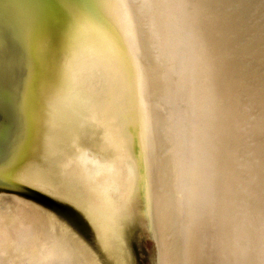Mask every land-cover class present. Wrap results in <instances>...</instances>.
<instances>
[{
	"label": "bare ground",
	"instance_id": "bare-ground-1",
	"mask_svg": "<svg viewBox=\"0 0 264 264\" xmlns=\"http://www.w3.org/2000/svg\"><path fill=\"white\" fill-rule=\"evenodd\" d=\"M89 2L15 173L46 201L0 193V264H134L136 215L160 264H264V0Z\"/></svg>",
	"mask_w": 264,
	"mask_h": 264
},
{
	"label": "water",
	"instance_id": "water-1",
	"mask_svg": "<svg viewBox=\"0 0 264 264\" xmlns=\"http://www.w3.org/2000/svg\"><path fill=\"white\" fill-rule=\"evenodd\" d=\"M87 6L89 0H0V193L19 203L31 205L25 199L32 198L46 201L34 187L17 180L15 173L29 154L24 151L37 124L38 103L55 91L58 63L68 55L60 44L68 45L74 31L66 33V25L69 29L81 22V9ZM69 8L71 14L66 12ZM128 226L134 233L145 230L156 250L155 264H160L159 245L148 218L136 215Z\"/></svg>",
	"mask_w": 264,
	"mask_h": 264
},
{
	"label": "rangeland",
	"instance_id": "rangeland-1",
	"mask_svg": "<svg viewBox=\"0 0 264 264\" xmlns=\"http://www.w3.org/2000/svg\"><path fill=\"white\" fill-rule=\"evenodd\" d=\"M140 236L142 238H140ZM131 239L134 264H155L156 250L152 240L149 238L145 230H143V232L139 230L136 233L131 231ZM150 256L151 258H149Z\"/></svg>",
	"mask_w": 264,
	"mask_h": 264
},
{
	"label": "snow or ice",
	"instance_id": "snow-or-ice-1",
	"mask_svg": "<svg viewBox=\"0 0 264 264\" xmlns=\"http://www.w3.org/2000/svg\"><path fill=\"white\" fill-rule=\"evenodd\" d=\"M86 94V93H85Z\"/></svg>",
	"mask_w": 264,
	"mask_h": 264
}]
</instances>
